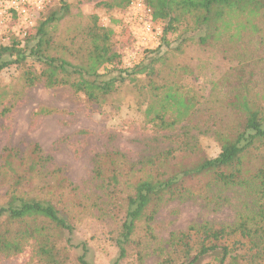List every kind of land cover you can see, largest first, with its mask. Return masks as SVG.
<instances>
[{"label":"trees","instance_id":"16d2710c","mask_svg":"<svg viewBox=\"0 0 264 264\" xmlns=\"http://www.w3.org/2000/svg\"><path fill=\"white\" fill-rule=\"evenodd\" d=\"M144 1L163 27L167 49L132 69L121 66L113 31L99 23L97 14L78 13L61 25L71 15L67 0L24 45H0V73L16 65L23 87L39 82L68 87L100 105L129 89L144 126L163 144L135 162L118 150L98 154L92 178L99 194L87 199L61 168L47 170L52 158L38 143L22 158L7 148L0 166L7 186L0 190V261L29 249L28 264H91L87 241L76 243L74 236L83 214L93 211L115 223L112 264H141L151 249L158 253V264H264V161L249 164L245 158L249 147L264 144V58L246 52L228 57L227 63L235 64L225 65L223 80L214 79L213 64V57L228 55L242 33L259 32L250 23L264 17V0ZM130 2L98 0V5L126 8ZM169 34L181 38L177 47L170 46ZM189 42L198 49L195 68L179 60ZM204 76H209L207 84L195 81ZM11 92L9 85L0 88V105ZM205 117L214 120L216 156L203 153L192 129L181 130ZM236 187L253 202L232 224L194 223L172 232L167 246L157 239L153 222L164 204L198 196L216 204V189ZM78 248L82 252L74 254Z\"/></svg>","mask_w":264,"mask_h":264},{"label":"rangeland","instance_id":"374dc122","mask_svg":"<svg viewBox=\"0 0 264 264\" xmlns=\"http://www.w3.org/2000/svg\"><path fill=\"white\" fill-rule=\"evenodd\" d=\"M132 1H135V4L131 3ZM137 1H142L147 7L144 0H131L128 7L115 9L98 5V0H67L71 15H67L61 21V25L68 23L78 13L97 14L99 23L113 31L114 49L121 55V66L132 69L167 49L161 24L153 21V32L145 31L141 14L146 12L139 9ZM60 2L62 0L46 1V6L26 37L17 34L19 23L7 20L1 23L0 19V45L14 41L24 45L26 40L34 36L40 22L57 8V5H61ZM59 13L62 14L63 9ZM252 23H256L260 28L259 32L253 34L254 29H249L242 33L239 43L231 45L226 57L223 58L220 54L213 57V64L218 70L215 80H223L225 68L235 64L232 61L227 63V58L234 59L236 53L246 52L254 57L264 58V17L255 19L250 24ZM157 28H161V31L157 32ZM167 39L171 47H177L181 40L172 34H169ZM183 48L184 52L179 56V60L190 62L192 67H197L200 59H196L198 54L196 46L189 42ZM205 71L209 73L210 70ZM18 73L16 65L0 73V88L9 85L12 91L0 105V166L7 148H15L19 158H22L33 144L38 143L44 155L52 158L47 170L61 168L60 174L79 187L84 199H87L86 195L95 198V193L99 194V189L92 176L98 154L118 150L131 162H135L163 145L160 143L162 137L156 136L144 126L133 103V95L127 88L118 97H112L100 105L88 101L84 94L75 93L68 87L49 88L44 82L23 87L21 81H18ZM207 77L209 76L194 80L207 84L204 81ZM207 88L208 94L210 86ZM209 118L205 117L206 121L201 120L196 126L187 124L181 130L192 129L201 140L200 147L203 153L216 156L220 152V146L212 136V129H215L214 120ZM205 129L210 131L199 133ZM245 158L249 164L264 161V144L258 141L249 147L245 151ZM47 179L51 180L49 176ZM2 184L0 170V190L3 192L7 186ZM214 193L220 195V198L215 196L218 202L216 204L212 202L209 204L202 196L172 200L164 204L153 222L157 239L167 246L172 232L187 230L194 223L211 221L232 224L238 211L253 202L252 195L237 187L216 189ZM97 217L93 211L85 212L77 223L74 239L76 243L87 241L89 245L87 260L91 264H112L116 257V249L110 238L113 235L112 230H115V223L109 218ZM73 252L79 254L82 249L78 248ZM29 258L28 249L22 255L0 261V264H28ZM158 259V253L151 249L145 252L141 264H158Z\"/></svg>","mask_w":264,"mask_h":264},{"label":"built area","instance_id":"2783aa9c","mask_svg":"<svg viewBox=\"0 0 264 264\" xmlns=\"http://www.w3.org/2000/svg\"><path fill=\"white\" fill-rule=\"evenodd\" d=\"M47 0H0V19L1 23L5 20L16 21L19 23L18 35L26 37L28 31L35 25L40 16L41 11L46 6ZM140 10L146 13L141 14V21L144 22L145 31L147 33L153 32L152 11L147 8L142 1H137ZM131 3L135 4V1ZM161 28H157V32Z\"/></svg>","mask_w":264,"mask_h":264}]
</instances>
